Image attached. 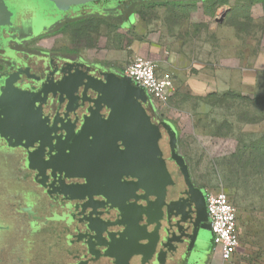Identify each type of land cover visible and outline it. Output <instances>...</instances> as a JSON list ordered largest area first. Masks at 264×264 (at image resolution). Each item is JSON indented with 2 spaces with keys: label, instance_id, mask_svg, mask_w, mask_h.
<instances>
[{
  "label": "flooded vegetation",
  "instance_id": "af4514ba",
  "mask_svg": "<svg viewBox=\"0 0 264 264\" xmlns=\"http://www.w3.org/2000/svg\"><path fill=\"white\" fill-rule=\"evenodd\" d=\"M109 1L115 2L110 8L95 3L94 13L73 12L70 6L67 12L43 13L35 21L18 0H0L4 7L0 13L9 17L0 26V85L13 75L23 90L36 92L43 86L51 91L60 83L67 85L69 95L67 99L53 92L41 95L40 121L45 127L0 135V264H210L213 260L211 232L203 252L196 254L198 224L189 188L170 159L169 137L161 126L166 120L154 113L149 96L143 106L159 125V147L162 142L168 146V156L162 153L172 184L162 200L146 195L142 188L132 190L138 180L106 162L103 147L112 144L93 119L97 95L74 87L83 79L103 81L105 74L124 76L87 55L93 49L89 42L97 20L121 27L133 14L126 13L128 0ZM110 9L111 14L105 12ZM82 30L87 32L83 38ZM100 107L103 121L109 109ZM116 146L124 148L121 141ZM184 161L201 204L206 189L193 181ZM172 202H179L180 214L172 210L167 215ZM144 209L149 216L139 213ZM129 225L135 229L133 235Z\"/></svg>",
  "mask_w": 264,
  "mask_h": 264
},
{
  "label": "rangeland",
  "instance_id": "374dc122",
  "mask_svg": "<svg viewBox=\"0 0 264 264\" xmlns=\"http://www.w3.org/2000/svg\"><path fill=\"white\" fill-rule=\"evenodd\" d=\"M106 1L61 8L49 0H18L35 21L70 6L86 14L96 11L95 3L115 4ZM124 6L134 23L97 20L87 55L121 71L134 58H147L159 76L171 79L168 102L153 104L154 113L177 130L193 181L225 192L236 210L239 247L228 264H264V77L256 93L232 85L239 82L232 68L246 67L250 52H264V0H128ZM222 66L229 71L219 74ZM161 149L168 156L163 142Z\"/></svg>",
  "mask_w": 264,
  "mask_h": 264
},
{
  "label": "water",
  "instance_id": "95a60500",
  "mask_svg": "<svg viewBox=\"0 0 264 264\" xmlns=\"http://www.w3.org/2000/svg\"><path fill=\"white\" fill-rule=\"evenodd\" d=\"M51 1L64 8L65 5L93 0ZM8 18L7 14L0 13V26L5 24V20ZM130 21L132 24L134 23V14L130 15ZM74 87L82 88L83 91L91 90L97 95L93 101V119L97 120L98 123H96L100 128L105 129V133L108 135L107 141L112 144L103 147V151L106 152V162L120 170V174L138 180L131 187L132 190L142 188L146 195H155L158 200H162L166 187L172 184V179L159 147L161 138L159 125L152 122L143 106L147 102L145 90L133 83L130 78L118 77L111 73L105 74L103 81L90 83L83 79ZM66 88L67 85L56 83L51 91H47L41 86L38 91L30 92L17 87L13 75H7L0 85V135L5 137L9 133L15 134L31 129H40V126L45 127L40 121L39 98L41 95L53 92V94L64 95L67 99L69 95ZM101 105L109 109L108 117L103 121L99 119L98 115ZM161 126L167 131L169 137L170 159L179 168L189 188L188 193L191 195V203L194 208V220L198 224L195 236L198 246L196 254H200L203 252L208 233L211 231L205 202L202 199V203L199 204L196 200L195 193H200V191L193 188L188 167L184 158L177 152L176 131L168 121H162ZM117 141L122 142L124 146L122 150L117 148ZM72 151L70 149L71 155ZM70 187L72 189L73 186ZM172 210H175L176 214H180L179 202H172L167 206V215ZM139 213L145 217L149 216L148 209L139 211ZM128 228L129 235H133L135 229L131 225ZM130 247H132V242H130Z\"/></svg>",
  "mask_w": 264,
  "mask_h": 264
},
{
  "label": "built area",
  "instance_id": "2783aa9c",
  "mask_svg": "<svg viewBox=\"0 0 264 264\" xmlns=\"http://www.w3.org/2000/svg\"><path fill=\"white\" fill-rule=\"evenodd\" d=\"M122 73L141 86L154 105L167 104L172 81L168 76L158 75L155 61L136 57L123 68ZM205 206L215 247L210 264H228L239 247L236 210L223 191H206Z\"/></svg>",
  "mask_w": 264,
  "mask_h": 264
},
{
  "label": "crops",
  "instance_id": "0c3cea01",
  "mask_svg": "<svg viewBox=\"0 0 264 264\" xmlns=\"http://www.w3.org/2000/svg\"><path fill=\"white\" fill-rule=\"evenodd\" d=\"M247 66L246 67H233L232 72L233 76L237 77L239 82L233 80L232 85L234 88L245 86L248 87L250 93H256L258 87V78L260 76L264 77V52L253 51L248 54L247 57ZM218 73L224 74L226 71H229L225 66L219 67ZM158 72V71H157ZM160 76H163L160 74ZM218 83L224 85L225 80L218 78ZM208 218V215H207ZM209 223V219H208ZM211 235L213 236L212 231Z\"/></svg>",
  "mask_w": 264,
  "mask_h": 264
},
{
  "label": "trees",
  "instance_id": "16d2710c",
  "mask_svg": "<svg viewBox=\"0 0 264 264\" xmlns=\"http://www.w3.org/2000/svg\"><path fill=\"white\" fill-rule=\"evenodd\" d=\"M140 0H131V2H134V3H138ZM246 1H255V0H246ZM125 7V6H124ZM262 100H264V98H260ZM261 150H264V149H261ZM260 150V151H261ZM260 154H263V153H260Z\"/></svg>",
  "mask_w": 264,
  "mask_h": 264
}]
</instances>
